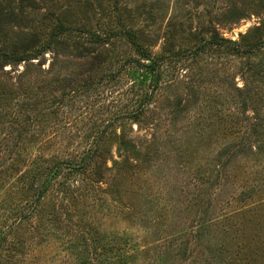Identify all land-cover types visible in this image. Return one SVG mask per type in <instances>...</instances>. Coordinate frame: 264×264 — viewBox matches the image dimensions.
<instances>
[{"label":"rangeland","instance_id":"rangeland-1","mask_svg":"<svg viewBox=\"0 0 264 264\" xmlns=\"http://www.w3.org/2000/svg\"><path fill=\"white\" fill-rule=\"evenodd\" d=\"M27 4V17L3 24L0 45L14 47L22 30L45 35L57 19L73 32L31 62H0V88L8 95L0 100V229L27 207L28 183L40 187L52 165L93 145L89 136L103 133L108 151L101 175L62 171L35 218L10 236L13 251L3 264H264L259 153L232 162L225 153L247 136L255 146L264 139L254 132L264 48L247 56L228 47L196 52L214 30L240 40L264 25V0ZM232 5L245 16L222 22ZM124 28L142 33L156 56L167 49L180 54L164 62L161 86L139 120L109 124L131 109V87H141L143 78L131 45L113 37ZM245 85L251 90L246 112V93L238 90ZM178 102L183 110L176 115ZM20 111L48 121L43 150L35 146L34 127L26 144L16 145ZM219 244L224 252L216 251Z\"/></svg>","mask_w":264,"mask_h":264},{"label":"trees","instance_id":"trees-1","mask_svg":"<svg viewBox=\"0 0 264 264\" xmlns=\"http://www.w3.org/2000/svg\"><path fill=\"white\" fill-rule=\"evenodd\" d=\"M28 0H19V5L15 4L14 0H7L4 3V0H0V32L4 29L3 24L5 23H15L18 22L19 18L27 17V9H25L28 4ZM17 6V7H16ZM18 9V11H17ZM225 17L222 19L224 23L236 22L237 20L243 18L245 16L244 10L239 8L237 5H232L227 7L224 10ZM48 17H45V19ZM3 27V28H2ZM73 32L72 27L66 25L63 21L58 20L54 23L48 33L43 35L37 31H25L22 30L19 34L20 38L17 40L14 47H6L0 45V62L3 64L7 63H22V62H31L34 59H38L40 56L44 55L48 49L52 48L60 39L65 37L67 34ZM112 31L113 37H123L126 41L131 45L132 49L135 52L134 63L138 66L139 69L142 70V80L141 87L136 85L131 87L132 97H129L128 105L126 107H131V109L120 112L117 114L116 118L111 121L109 124H117L122 120H139L143 113L145 112L146 106L152 100L154 93L160 88L163 78L162 68L164 62L173 57L180 54V51H172V49H167L169 52L168 55H154L148 48L147 44L143 41V35L139 31L133 28H124L123 30L116 32ZM212 36L205 40L203 43L198 45L196 48V52H202L203 50L209 47H228L230 50H233L236 53H240L242 55H252L256 51H259L264 48V25H259L254 27L252 30L248 31L244 35L241 36L240 40H231L220 36L215 30L212 31ZM95 34V33H94ZM99 38L98 35H93ZM250 69H247V72ZM259 77H264V69L259 71ZM258 77V78H259ZM145 80V81H144ZM146 82V83H145ZM140 83V82H139ZM1 85V81H0ZM238 90L245 94L246 96L243 100L242 109L244 112L248 110L249 107V99L251 90L248 88V85H245L243 89L238 87ZM7 92L3 91L0 88V100H2ZM12 94L13 91L11 92ZM137 95V96H135ZM259 96L262 100V108H256L255 112H257V116L255 117L256 122L254 123V132L257 136L264 137V88L259 89ZM62 98V97H61ZM60 98V99H61ZM31 104L29 101H23L22 105ZM183 108H181L180 102L176 103L173 109V113L179 115L182 113ZM16 122L20 127L18 128V137H16V145L21 147L22 144H26L29 133L31 132V127H34L36 142L35 146L39 149L44 148L49 142V133L50 130L45 128L48 126V121L46 119H41V121L27 113V111H20V113L15 114ZM42 122L43 130L39 131V125ZM249 123V121H248ZM247 123V124H248ZM111 126V125H110ZM108 127V126H107ZM252 125L249 127L250 129ZM247 130V128H246ZM246 132V131H245ZM33 135V134H32ZM118 138H122V144L128 147V142L125 141L124 137H120L116 135ZM93 145L90 148L83 151L81 154L73 157L71 156L69 159H63L51 166V171L49 175L45 178V181L40 185V187H35L33 183H28L29 187L26 189L28 197V205L25 210L21 211L18 217L14 220L11 225H8L6 229H0V264H3L5 258L9 256V253L13 251L9 247V239L15 229H17L24 221L31 220L35 218L38 208L41 205L42 199L49 192L52 184L60 176L64 169H69L71 172L75 174H80L88 178V175L95 174H103V163L106 161L107 156L106 152V140L107 138L103 133L96 134L92 137ZM259 137V138H261ZM257 138L256 141L259 139ZM106 141V142H105ZM25 146V145H23ZM102 148H104L102 150ZM257 148V151L254 150ZM258 154V159L262 162L263 170H264V139L261 141H257L256 146L251 144L250 138L247 136L244 140L237 144H231L225 153L229 156L228 161L232 162L241 157L243 158H252L255 153ZM19 156L22 158L21 153L19 152ZM37 159L34 161L36 162ZM34 163V162H33ZM50 165V164H49ZM97 167L99 168V173H96ZM48 168V166H46ZM49 169V168H48ZM256 192V189H252V192ZM251 193V192H250ZM254 196V195H252ZM254 198V197H250ZM257 203L264 206V198ZM201 224H204L205 220L201 219ZM230 228V227H229ZM227 229L228 231L230 229ZM259 238H262V235ZM145 245L150 246L147 242ZM222 246L224 244H219L216 248V251H223ZM249 246V245H248ZM243 251V249L239 250V253ZM244 252V251H243ZM211 253L213 250L211 249ZM212 259L208 261L210 263Z\"/></svg>","mask_w":264,"mask_h":264}]
</instances>
